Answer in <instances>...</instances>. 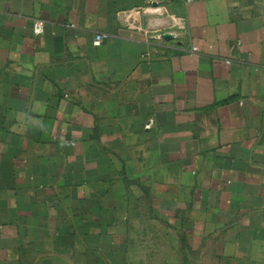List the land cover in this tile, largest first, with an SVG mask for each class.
<instances>
[{
    "label": "crops",
    "instance_id": "obj_1",
    "mask_svg": "<svg viewBox=\"0 0 264 264\" xmlns=\"http://www.w3.org/2000/svg\"><path fill=\"white\" fill-rule=\"evenodd\" d=\"M152 230L264 264V0H0V264Z\"/></svg>",
    "mask_w": 264,
    "mask_h": 264
},
{
    "label": "rangeland",
    "instance_id": "obj_2",
    "mask_svg": "<svg viewBox=\"0 0 264 264\" xmlns=\"http://www.w3.org/2000/svg\"><path fill=\"white\" fill-rule=\"evenodd\" d=\"M186 246L177 250L172 242L166 245L155 230L149 231L147 236L143 231L138 232L130 248L128 264H208L207 255L205 258Z\"/></svg>",
    "mask_w": 264,
    "mask_h": 264
},
{
    "label": "built area",
    "instance_id": "obj_3",
    "mask_svg": "<svg viewBox=\"0 0 264 264\" xmlns=\"http://www.w3.org/2000/svg\"><path fill=\"white\" fill-rule=\"evenodd\" d=\"M194 1H198V0H185L186 3H191V2H194ZM69 27H73V25H70ZM32 31H33L34 36L41 35L42 34V31H43V22L42 21H39V20L34 21L33 22ZM167 37H169V36L166 35V34H163V35H160L159 36V38L162 41H169V39H167ZM106 38H107L106 35L98 34V35L95 36L94 43L96 45H98V44H100ZM191 50H192V52H195L196 51L195 48H192Z\"/></svg>",
    "mask_w": 264,
    "mask_h": 264
},
{
    "label": "water",
    "instance_id": "obj_4",
    "mask_svg": "<svg viewBox=\"0 0 264 264\" xmlns=\"http://www.w3.org/2000/svg\"><path fill=\"white\" fill-rule=\"evenodd\" d=\"M170 37H167V39H169Z\"/></svg>",
    "mask_w": 264,
    "mask_h": 264
}]
</instances>
